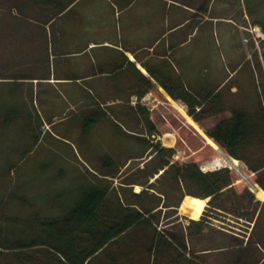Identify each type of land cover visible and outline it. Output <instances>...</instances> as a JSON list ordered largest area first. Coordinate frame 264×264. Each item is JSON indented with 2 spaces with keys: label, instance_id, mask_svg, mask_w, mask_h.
Returning <instances> with one entry per match:
<instances>
[{
  "label": "crops",
  "instance_id": "0c3cea01",
  "mask_svg": "<svg viewBox=\"0 0 264 264\" xmlns=\"http://www.w3.org/2000/svg\"><path fill=\"white\" fill-rule=\"evenodd\" d=\"M8 1V12L0 14V136L3 128L26 134L27 148H31L45 138L42 127L49 126L48 131L56 133L53 137L71 145L79 160L98 161L99 169H89L91 180L77 188L79 194L96 187L106 191L107 203L124 204L146 191L161 198L153 212L156 219L161 212H169L167 219L180 216L183 220L179 228L188 237V251L200 257V264H210L208 254L225 255L226 251L240 262L236 264H264V199L256 197L254 184L256 211L248 207L241 210L248 215L230 216L216 210L224 216L210 218L204 216L210 198H197L206 204L200 218L192 220L179 212L189 195L182 197L178 207H171L177 198L169 196L172 204L164 208L163 193L148 188L157 184L163 171L149 176L146 185L143 173L141 182L123 181L130 174L124 170L133 161H142L139 171L149 160H179L176 131L169 122L177 112L183 116L175 104L184 110L189 126L193 124L188 118L194 122L193 128L208 146L221 149L215 143L216 147L209 145L211 139L188 116L183 100L215 90L218 112L206 119L217 117L216 124L238 111L239 89L233 80L240 66L227 70L223 60L219 63L207 53L215 21L227 24L221 28L224 37L244 28L233 18L249 21L246 12L234 17L239 12L236 1ZM216 2L220 17L212 16ZM71 116V128L63 130ZM64 132L74 133L73 143L60 135ZM153 147L174 153L157 156ZM227 161L239 160L228 156ZM209 232L221 236L214 240V247L208 246Z\"/></svg>",
  "mask_w": 264,
  "mask_h": 264
},
{
  "label": "rangeland",
  "instance_id": "374dc122",
  "mask_svg": "<svg viewBox=\"0 0 264 264\" xmlns=\"http://www.w3.org/2000/svg\"><path fill=\"white\" fill-rule=\"evenodd\" d=\"M232 1H236L235 3L239 8V12L236 11L238 14L234 17H239L243 12L247 13L249 21H239L238 18H233L236 22H240L239 25H242L246 30L241 28V30L238 29L239 31L236 34L232 33L229 37H224L221 34V28L227 26V24L221 20L215 21L213 24L215 29L211 31L208 37L207 53H209L210 58L219 63L223 60L222 62H224L227 70L229 67L232 70L237 65L240 66L233 80L239 89L236 96L239 99L238 111L244 112L248 117H254L255 123L264 130V0ZM8 2V0H0V14L8 12ZM217 8L216 2L212 13L214 17L223 15ZM254 23L257 25L256 28ZM209 25L212 26L211 23ZM194 44L195 39L193 40ZM209 87L215 86L210 85ZM214 91L210 93L214 94ZM201 96L202 98L205 97L204 95ZM199 110L200 107L195 109L196 112H199ZM71 118L72 116L62 125L63 130L68 127L71 128ZM169 120L174 131H176L177 145L175 153L179 157V160H172L173 162L179 164L196 163L200 170L207 172L227 168L235 179L233 190L217 200L214 205L222 208L223 211L216 210L230 216L248 215L241 212L243 208L248 207L256 211L257 207H252L255 195L251 191V185L254 184L257 188L264 190V171L253 175L245 163L241 161H238L239 167L237 169L239 171H237L229 164L227 161L228 156L223 150L218 147L217 150H214L208 146L204 136L189 126L186 119L179 112H177L176 117ZM217 121L218 118L215 117L196 123L202 129L203 134L208 137L206 130L211 129ZM48 130L49 126L44 125L41 134L45 135V138L40 139L31 148H27L29 143L25 140L26 134L15 133L8 128L2 129L0 136V227L5 232L4 237L11 241L27 235L29 237L30 229L37 221L36 219L40 220L54 216L59 214L65 207L72 206L80 195L77 188L80 185L89 183L91 180L89 169H99L97 166L98 161L79 160L71 145L58 141L53 137V134L56 135V133H50ZM50 130L52 131V129ZM60 135H65L70 143H73L74 133L64 132ZM21 139L23 143L16 148V144L21 143ZM260 149L262 155H264V137L258 139V142L256 140L252 142L250 155L256 156L254 151ZM185 157L190 158L187 160ZM141 163L142 161H133L124 170V174L130 172L129 176L123 180L125 183L129 181L141 182L143 176L137 170L138 166L139 168L142 166ZM11 167H14V169L11 170ZM154 167L153 164L149 166V169ZM168 186L169 183L163 180L153 185V189L161 190L166 189ZM248 189L251 195L246 193ZM170 196L178 198L179 194L174 191ZM216 210L207 208L204 216L210 218L224 216ZM261 215H264V208L261 209ZM158 216V227L166 226V229L172 231L178 230L180 222L183 221L180 216H178L179 218L167 219L171 216L169 212H164V214L161 212L156 217ZM169 224L172 225L169 226ZM231 227H233L232 224ZM208 235L210 239L208 246L214 247L216 244L214 243V245L213 242L218 235L211 232ZM228 244L231 243L228 242ZM229 252L231 251L226 252V256ZM222 254H208L209 263L226 264V256ZM230 256H233V254Z\"/></svg>",
  "mask_w": 264,
  "mask_h": 264
},
{
  "label": "trees",
  "instance_id": "16d2710c",
  "mask_svg": "<svg viewBox=\"0 0 264 264\" xmlns=\"http://www.w3.org/2000/svg\"><path fill=\"white\" fill-rule=\"evenodd\" d=\"M168 93L176 99V95ZM183 102L187 106V114L195 122L213 117L218 112L217 94L209 93L204 98L187 95ZM196 107H200L199 112L195 111ZM206 134L229 157L244 162L251 173L264 171L262 150L254 151L256 156L250 155L252 142L264 137V130L255 123L254 117L234 111L230 120L215 124L206 130ZM152 150L157 156L170 157L174 153L172 150L157 151L156 147ZM153 164L155 170L151 171L149 165ZM159 170L163 173L156 183L163 180L169 183L166 189L154 190L162 192L166 198L164 208L170 207L168 203L172 204L169 196L175 191L179 197L171 207H178L182 197L189 195L200 199L210 198L208 208L223 211L214 205L233 190L235 183L227 168L204 173L196 163L149 160L139 170L146 178L144 185L148 177L158 174ZM246 193L250 194L248 190ZM105 197L106 191L100 188L83 189L72 206L65 207L54 216L36 219L30 227L29 237L27 235L11 241L4 237L5 232L0 227V264L201 263L198 255L188 251V237L182 228L170 233L166 226L158 227L153 212L159 207L161 198L143 191L133 202L124 200V204L119 201L110 204ZM192 224L195 225L194 222ZM229 256H226V264L240 263Z\"/></svg>",
  "mask_w": 264,
  "mask_h": 264
},
{
  "label": "bare ground",
  "instance_id": "6f19581e",
  "mask_svg": "<svg viewBox=\"0 0 264 264\" xmlns=\"http://www.w3.org/2000/svg\"><path fill=\"white\" fill-rule=\"evenodd\" d=\"M175 106L183 114V116L184 115L186 116L184 110L180 106H178L177 104H175ZM188 121L191 124H193V127H194V122L192 123L190 118H188ZM207 141H208L209 145H211L213 147H216L214 142H212L209 139ZM230 164L234 165V168L237 171H239L237 169L239 167L238 162L232 161ZM252 187H253V192L256 194V197L259 198V199H264V191H261V190L257 189L255 187V185H253ZM205 204L206 203H205L204 200H200V199H197V198H194V197L187 196L184 199L182 205L180 206L179 212H180V214L186 216L189 219L198 220L200 218V216L202 215V212H203V210L205 208Z\"/></svg>",
  "mask_w": 264,
  "mask_h": 264
},
{
  "label": "water",
  "instance_id": "95a60500",
  "mask_svg": "<svg viewBox=\"0 0 264 264\" xmlns=\"http://www.w3.org/2000/svg\"><path fill=\"white\" fill-rule=\"evenodd\" d=\"M252 189H253V187H252Z\"/></svg>",
  "mask_w": 264,
  "mask_h": 264
}]
</instances>
